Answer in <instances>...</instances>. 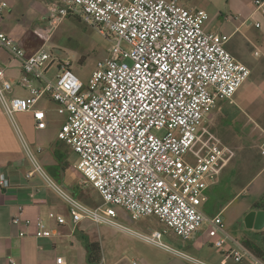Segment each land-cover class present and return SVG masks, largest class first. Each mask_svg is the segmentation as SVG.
Wrapping results in <instances>:
<instances>
[{"label":"built area","instance_id":"built-area-1","mask_svg":"<svg viewBox=\"0 0 264 264\" xmlns=\"http://www.w3.org/2000/svg\"><path fill=\"white\" fill-rule=\"evenodd\" d=\"M254 5L264 14V0H254ZM8 7L7 1L0 0V20ZM47 10L48 25L39 31L45 41L49 42L66 18L77 17L114 45L110 57L98 62L85 86L68 65L49 76L55 62L50 53L40 50L28 57L14 39L0 31V50L17 61L24 74L15 84L6 69L0 68V105L34 163L27 177L40 174L56 188L69 204L75 225L90 220L121 226L115 221L118 206L136 220L156 217L184 241L195 240L208 225L205 242L221 233L223 239L214 246L226 258L264 264L227 233L220 213L213 216L204 211L207 191L219 179L227 146L217 141L200 160L187 158L218 103L232 100L251 74L226 49L222 35L208 29L209 13L186 8L177 0H54ZM18 87L30 96H14ZM47 96L66 117L58 139L78 155L76 169L83 184L92 185L102 198L94 209L56 187L20 133L15 120L18 113H33L37 129L47 128L46 112L36 109ZM260 150L264 155V140ZM10 187V180L1 174L0 189ZM50 218L59 225L66 223L55 213ZM12 223L27 228L35 224L37 236H44L46 224L41 219L35 223L15 216ZM19 235L28 233L22 230ZM138 235L146 243L170 249L161 231ZM228 241L232 248L225 247ZM10 264L15 260L10 259ZM57 264H64L62 257Z\"/></svg>","mask_w":264,"mask_h":264},{"label":"crops","instance_id":"crops-1","mask_svg":"<svg viewBox=\"0 0 264 264\" xmlns=\"http://www.w3.org/2000/svg\"><path fill=\"white\" fill-rule=\"evenodd\" d=\"M4 1H7L9 7L0 20V31L15 39L18 31L12 23L14 13L17 12L15 16L26 22L25 25H22L19 21L17 27L25 35L29 47L27 48L26 45L23 48L20 39L17 43L25 50L26 56H32L39 51L40 45L43 43L39 31L44 30L48 25L47 6L54 0ZM177 1L190 9L201 8L208 13V10L211 9L218 26L217 30L211 28L213 18L209 13L208 29L220 33L226 40V49L250 69L249 78L229 101L231 108L228 110L225 101H220L214 111L221 112L232 122L245 119L247 131L253 137L256 146L260 148L264 140V14L256 11L254 0ZM43 10L45 14H41ZM40 24H44L46 27L42 29L39 27ZM1 67L6 69L12 82L20 83L24 74L19 63L13 61L9 54L3 50H0ZM25 92L22 95H16L15 91L13 95H25L23 97L28 98L30 94L28 91ZM42 100L54 102L47 96L38 102L36 109L45 111L40 105ZM47 129L48 125L46 129L39 130L35 123L34 130L38 134L46 132ZM34 140L33 134L27 138L30 145L34 143ZM27 141L26 143L29 145ZM59 142L61 141L58 139L49 146L55 159V162L49 158L45 159V166L49 169H55L56 163L64 170L70 165L66 159L67 153L60 148ZM39 147L42 148L40 152L38 151ZM36 151L37 154L42 155L45 148L42 145H37ZM260 161L261 166L252 178L237 192L229 194L232 199L225 207L212 213L213 216L219 213L222 215L227 233L240 242L245 239L259 241L261 239L259 234L264 231V227L260 228L264 224L263 219L258 217L260 210L252 208L253 204L264 194V156L261 155ZM32 170L30 161L24 152L23 142L16 132V127L0 105V175L5 174L11 182L9 189H0V264H10V259H14L15 264H57V259L60 257L63 258L64 264H90L87 246L91 243H98L101 247L102 260L99 264H195L192 262L194 257L190 254L166 243L170 249L146 243L138 235H149L154 231H159L158 229L153 230L145 225L136 227L135 222L127 221L134 226L133 228L119 221L118 216L115 221L121 226L97 224L90 220H83L75 225L71 215L65 217L56 210L59 206V198L52 187L38 174L33 178L27 177ZM223 181H227L225 175L222 179L219 176L214 186L221 185ZM228 187L230 186L228 185ZM51 213L63 217L66 223L59 225L56 219L50 218ZM15 216L30 219L35 223L39 219L44 221L46 224L44 236H37L38 228L35 224L28 228L14 225L12 219ZM22 230L27 231L28 235L21 237L19 234ZM164 233V235L168 234L167 229L164 230ZM218 234L215 237L219 236ZM207 235H209V226L204 225L195 240L192 241L199 244L206 243ZM220 235L222 234L220 233ZM220 237L219 239H223V235L222 238ZM164 238L165 236H163ZM233 246L229 241L225 245L226 248ZM217 251L209 257L212 264H252L249 259L236 263L232 259L226 258L220 250L217 249ZM199 253L201 252L199 251Z\"/></svg>","mask_w":264,"mask_h":264},{"label":"rangeland","instance_id":"rangeland-1","mask_svg":"<svg viewBox=\"0 0 264 264\" xmlns=\"http://www.w3.org/2000/svg\"><path fill=\"white\" fill-rule=\"evenodd\" d=\"M208 11L213 18V11H211V9ZM16 14L17 12L14 13L12 24L17 29L18 33H16L14 40L17 43L20 39L22 41L21 46L24 48L27 45V41L25 40V35L22 34L17 25L19 21L22 25H25L26 22L19 20V17L15 16ZM41 14H45V11H41ZM217 26L218 23L213 18L211 28L217 30ZM39 27L44 29L46 25L40 24ZM113 45L114 42L100 31L85 24L77 17H68L56 28L49 42L45 41L43 38V43L40 45L39 51H47L54 57L55 62L48 73L49 76L54 77L58 73L59 67L68 65L72 73L87 86L93 73L97 69L98 62H105L110 57ZM26 47L28 48L29 46L27 45ZM15 91L16 95H22L24 92L19 87L16 88ZM229 101L230 100L224 102L227 104L228 110L231 108V103ZM40 105L48 115L47 131L38 134L34 130L36 120L34 119L33 113V115L31 113H18L15 115V119L20 127V133L22 136L24 135L26 141L30 134L34 135V143L30 145V143L27 142L38 163L58 189L89 208L94 209L98 207L102 204V198L98 190L92 185L85 186L83 184V176L75 168L79 164V157L69 146L59 142L60 148L67 153L66 159L70 164L69 167L64 170L60 165H57V163L55 169H49L45 166V159L47 158L55 162L49 146L58 140V133L66 117L58 112V105L55 102H46L42 100ZM246 123L245 119H238L236 122H232L221 112L213 111L202 126L196 145L193 146L188 153V160L193 161L194 157H197L199 160L203 158L214 142L220 141L228 148L225 161L220 166V177L222 179L223 175H225L227 181H223L221 185H216L207 191L209 200L204 207V211L209 215L220 211L223 207L218 206L217 203L220 202L222 197L226 201L230 200L231 196L229 194L231 192H237L242 188L261 166L260 157L264 155L260 148L256 146L251 134L247 131ZM16 132L18 134L17 130ZM37 145H42L45 148L42 155L37 154ZM24 152L30 161L31 168L34 169V163L29 158L25 146ZM38 175L40 176V174ZM44 181L47 184L49 183L45 179ZM228 185L230 187H228ZM52 190L59 198V206L56 209L58 213L65 217L71 215L68 207L69 204L62 198L60 192L56 188H52ZM219 193L223 194L220 198L218 196ZM115 209L118 212L119 221L133 228L134 226L127 221H131L132 223L135 222L136 227L145 225L147 228L153 230L158 229L162 233L167 229L168 234L164 235L165 238L162 241L173 248L190 254L194 259L212 264L209 257L218 252L214 243L219 239V236L222 238L220 233L218 234L219 236H216L213 240L210 239V241L203 244H199L195 241H184L180 237L173 235V232L154 216L136 220L129 212L121 207L116 206ZM210 211L212 213H210ZM199 251L201 253H199Z\"/></svg>","mask_w":264,"mask_h":264},{"label":"trees","instance_id":"trees-1","mask_svg":"<svg viewBox=\"0 0 264 264\" xmlns=\"http://www.w3.org/2000/svg\"><path fill=\"white\" fill-rule=\"evenodd\" d=\"M222 195L223 194L219 193L218 196L222 197ZM231 199H232V197L230 198V200ZM230 200L226 201V200L222 199L217 204L220 207H225ZM252 208L254 210H260V211L263 210L264 211V194L258 201H256L253 204ZM210 213H212V212L210 211ZM259 235L261 236L260 237L261 239H259V241L245 239V240H242L241 242L250 252H252L255 256H257L258 258H260L264 261V231H262ZM87 250H88V261H89V263L90 264H99L100 261L102 260L100 245L98 243L88 244Z\"/></svg>","mask_w":264,"mask_h":264},{"label":"water","instance_id":"water-1","mask_svg":"<svg viewBox=\"0 0 264 264\" xmlns=\"http://www.w3.org/2000/svg\"><path fill=\"white\" fill-rule=\"evenodd\" d=\"M258 217L263 219V223H264V211H260ZM263 227H264V224L260 228H263Z\"/></svg>","mask_w":264,"mask_h":264}]
</instances>
